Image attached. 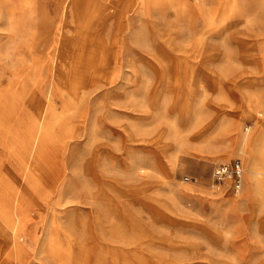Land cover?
Wrapping results in <instances>:
<instances>
[{
  "label": "rangeland",
  "instance_id": "obj_1",
  "mask_svg": "<svg viewBox=\"0 0 264 264\" xmlns=\"http://www.w3.org/2000/svg\"><path fill=\"white\" fill-rule=\"evenodd\" d=\"M0 113V264H264V0H0Z\"/></svg>",
  "mask_w": 264,
  "mask_h": 264
},
{
  "label": "bare ground",
  "instance_id": "obj_2",
  "mask_svg": "<svg viewBox=\"0 0 264 264\" xmlns=\"http://www.w3.org/2000/svg\"><path fill=\"white\" fill-rule=\"evenodd\" d=\"M4 117L5 115L0 113V132H3L5 129V122L2 120ZM1 120L4 122V126L2 125ZM244 138L246 139V136H244ZM37 139L38 138L35 137L32 138L31 143L33 146H35ZM0 144H2L1 141ZM242 144L244 145V142ZM258 144L259 143L256 145ZM249 145L250 141L248 144V158H251L254 151ZM250 173L251 176L258 173L254 163L250 167ZM0 187L7 189V192H3L0 197V242L4 244V250L2 247L0 255H2V259H11L13 254H16L21 250L22 244L18 236V231L11 224L12 220L10 219V216L13 212H18L22 202L30 203L31 200H33V197L31 192L23 186L21 174L15 170L12 172L8 166L2 163L1 160Z\"/></svg>",
  "mask_w": 264,
  "mask_h": 264
},
{
  "label": "built area",
  "instance_id": "obj_3",
  "mask_svg": "<svg viewBox=\"0 0 264 264\" xmlns=\"http://www.w3.org/2000/svg\"><path fill=\"white\" fill-rule=\"evenodd\" d=\"M242 176V167L238 160L233 162L219 163L212 169V178L219 186L224 181H229L233 191L237 192L240 189Z\"/></svg>",
  "mask_w": 264,
  "mask_h": 264
}]
</instances>
